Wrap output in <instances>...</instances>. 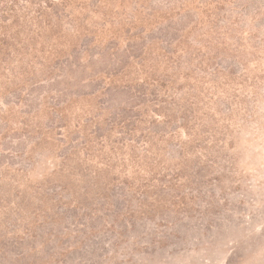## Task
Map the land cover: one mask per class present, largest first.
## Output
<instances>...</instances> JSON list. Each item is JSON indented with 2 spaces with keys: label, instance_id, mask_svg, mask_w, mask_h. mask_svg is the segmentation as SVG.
Wrapping results in <instances>:
<instances>
[{
  "label": "rangeland",
  "instance_id": "obj_1",
  "mask_svg": "<svg viewBox=\"0 0 264 264\" xmlns=\"http://www.w3.org/2000/svg\"><path fill=\"white\" fill-rule=\"evenodd\" d=\"M0 264H264V0H0Z\"/></svg>",
  "mask_w": 264,
  "mask_h": 264
}]
</instances>
